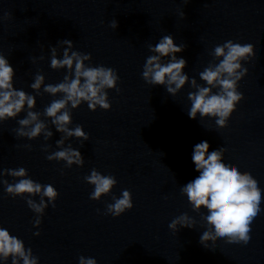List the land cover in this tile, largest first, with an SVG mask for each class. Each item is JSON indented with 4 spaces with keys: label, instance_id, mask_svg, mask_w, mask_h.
<instances>
[{
    "label": "water",
    "instance_id": "95a60500",
    "mask_svg": "<svg viewBox=\"0 0 264 264\" xmlns=\"http://www.w3.org/2000/svg\"><path fill=\"white\" fill-rule=\"evenodd\" d=\"M166 34L186 45L178 55L200 84L199 72L217 62L211 55L215 45L250 41L252 52L242 61L246 71L237 82L242 95L225 126L210 117H188L190 84L173 95L143 79V64L152 54L148 44ZM65 38L91 53L86 64L113 67L120 76L119 91L108 89L110 109L91 110L86 102L69 106V127L81 124L89 133L87 140H65V147L70 143L84 156L82 166L71 167L47 159L64 134L43 113L63 94L30 87L37 73L45 83L71 75L67 68L50 67L51 48L62 54ZM0 54L15 68L14 86L36 96L32 111L53 131L48 139L18 136L17 121L27 108L0 121V170L25 167L32 179L59 192L55 207L49 204L41 224L34 225L37 214L27 205L28 194L12 197L0 183V225L24 240L40 264H78L81 255L98 264H264V0H0ZM202 140L222 148V158L250 172L262 189V210L246 244L219 236L200 242L203 209L193 210L180 189L198 175L191 153ZM93 168L118 181L99 200L90 198L93 185L84 180ZM123 189L131 190L134 206L114 217L106 205ZM185 212L195 225L169 228ZM0 264H11V257L0 258Z\"/></svg>",
    "mask_w": 264,
    "mask_h": 264
},
{
    "label": "clouds",
    "instance_id": "9594fccd",
    "mask_svg": "<svg viewBox=\"0 0 264 264\" xmlns=\"http://www.w3.org/2000/svg\"><path fill=\"white\" fill-rule=\"evenodd\" d=\"M181 16L185 13L181 12ZM7 15V14H6ZM113 28L118 26L117 20L110 21ZM66 47L62 54H58L55 46L51 48L50 67L53 69L67 68L71 75L64 76L57 83H45V76L37 73L30 87L39 90L41 86L50 94L62 93L59 99L52 100L44 109V115L51 118L55 130L63 133L61 139L56 140L57 150L47 155L49 160H63L67 167L73 164L82 166L84 156L79 148L70 143L64 146L69 137L89 139V133L84 126L72 123V114L68 110L87 103L89 109L98 107L108 110L111 108L108 89L118 88L120 76L113 67L103 64H86L91 60V53L75 49L74 41L63 39ZM151 55L146 57L143 64L142 77L152 85H164L166 91L175 95L186 84H190L192 91L187 93L190 102L187 115L191 119L197 117L214 118L219 127L226 125L227 120L242 93L237 82L246 71L243 60L252 52V45L247 39H228L215 45L211 55L216 58L199 72L203 84L194 77H189L185 71L187 60L178 55L186 48L185 44L177 43L171 34L163 35L159 40L148 44ZM15 68L7 56L0 54V121L16 118L26 108V116L17 121L20 127L15 129L18 136L34 139L43 134L45 139L53 136L40 113L32 111L36 106V96L14 86ZM45 148L50 147L48 145ZM222 148L211 147L208 140H202L193 145L191 160L194 170L198 173L193 179L181 186V193L185 194L192 209L201 212L204 226L200 229L199 239H211L214 236L223 237L227 242H243L250 240L251 222L262 210V189L257 179L248 171H241L235 162L222 158ZM0 176H11L14 182L7 179L0 180L5 186V192L12 197L25 196L27 205L36 214L34 225H40L45 209L55 201L59 195L57 188L49 183L42 184L32 179L25 167L5 168L0 170ZM84 180L93 185L91 199L99 200L110 194L118 183L112 174H104L96 168ZM38 195L37 201L32 197ZM47 198V199H45ZM111 203H107L106 212L112 216H120L134 206L132 192L123 189L119 196L112 195ZM193 217L187 212L172 219L169 228L178 230L179 227L192 228L195 225ZM35 235H39L37 231ZM11 257V264H40L39 257L25 245L24 240L0 225V258L7 260ZM78 264H98L94 257L79 256Z\"/></svg>",
    "mask_w": 264,
    "mask_h": 264
}]
</instances>
